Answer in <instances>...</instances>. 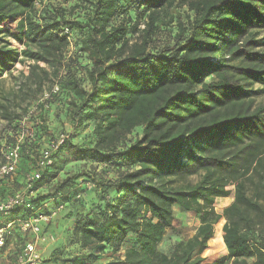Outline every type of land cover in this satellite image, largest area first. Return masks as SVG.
Segmentation results:
<instances>
[{
    "label": "trees",
    "instance_id": "trees-1",
    "mask_svg": "<svg viewBox=\"0 0 264 264\" xmlns=\"http://www.w3.org/2000/svg\"><path fill=\"white\" fill-rule=\"evenodd\" d=\"M61 1L0 0V161L16 146L19 156L0 200L40 171L32 209L0 214V228L14 224L9 236L25 245L17 221L62 205L82 252L54 250L41 264H94L123 246L120 264H264V0ZM16 65L26 73L14 77ZM66 127H89L90 142ZM68 163L91 170L60 178ZM233 185V203L215 213ZM172 207L199 227L166 254ZM221 219L227 254L206 262Z\"/></svg>",
    "mask_w": 264,
    "mask_h": 264
},
{
    "label": "rangeland",
    "instance_id": "rangeland-1",
    "mask_svg": "<svg viewBox=\"0 0 264 264\" xmlns=\"http://www.w3.org/2000/svg\"><path fill=\"white\" fill-rule=\"evenodd\" d=\"M44 5L47 4H63L64 6H68L69 3H64L61 0H43ZM180 16L183 18L187 14L186 9L182 8L178 10ZM184 19V18H183ZM174 24L171 25L170 31L165 32L162 35H159L157 45H161L165 41H170L172 36L174 35L175 31ZM72 40V39H71ZM22 71L26 73L27 69L23 65H16L15 71L13 72V76H17V72ZM5 77V76H4ZM6 86V85H5ZM256 89V86H255ZM259 90V87L257 88ZM255 103H264V93L255 96ZM54 122H57V119H54ZM2 125H0L1 128ZM67 131H70L71 135L77 137L78 141L89 143L90 139V132L89 127L81 130V132L76 135L73 133L72 130L68 127ZM60 127H58V130ZM60 134V137H65L64 135ZM68 135V134H67ZM140 137L139 130L133 132L132 135L128 136L126 144L129 145L135 139ZM96 171H99L100 166L95 167ZM91 170L89 164L84 163H68L62 173L60 174L61 177H65L67 174L79 173V172H89ZM97 173V172H96ZM116 173L108 172L106 174V178L108 179H115ZM187 181L194 184L197 181L196 177L187 178ZM176 185H180V183H176ZM16 188V187H15ZM230 191V196L228 198H219L216 199L214 202V211L217 214H221L224 209L229 207L233 201L236 192V185L230 186L227 188ZM40 191H45L44 189H40ZM51 214L45 215L46 219L42 222L41 226V244H40V251L42 252V257L44 261L48 260L51 256L52 252L59 251L63 257H71L78 255L82 252L79 248L76 240L72 237V220L67 218L63 212L55 211L52 207ZM172 215H173V222L171 228L163 229V242L159 245V250L163 253L168 254L171 251V246L176 242L186 241L191 239L199 227V219L196 215L192 212H184L183 210L179 209L178 207H172ZM3 223V220H2ZM225 225V220L221 219L219 222L214 226V236L208 242L207 249L202 253V258L206 259V262H214L219 260L222 257L226 256V249L223 244L221 232L223 231V227ZM32 240V236L29 235L25 242H30ZM8 246L6 247L5 251L9 249V254L6 258H0L2 264H7L15 259V256L19 253L21 247L24 245L17 236H8L7 238ZM126 249V246H123L122 252L116 258H110L109 256L101 257L97 262L94 264H120L122 263V253ZM12 255V256H10Z\"/></svg>",
    "mask_w": 264,
    "mask_h": 264
},
{
    "label": "built area",
    "instance_id": "built-area-1",
    "mask_svg": "<svg viewBox=\"0 0 264 264\" xmlns=\"http://www.w3.org/2000/svg\"><path fill=\"white\" fill-rule=\"evenodd\" d=\"M62 143V138L58 144ZM53 148V147H52ZM2 161H0V178L10 177L18 163V147H14L7 151H2ZM50 164L49 153L45 151L38 162V169H43ZM40 179V171L36 170L25 179V185L12 195L0 200V214H9L12 210L17 208L32 209L31 199L34 197V192H31V185ZM42 207H46L43 205ZM63 206L60 205L57 211H61ZM46 217L32 213L24 220L17 221V228L22 234L32 236V240L25 244L21 251L15 256V259L7 264H41V226ZM14 224H6L0 228V257L5 251V243L8 236L13 230Z\"/></svg>",
    "mask_w": 264,
    "mask_h": 264
},
{
    "label": "crops",
    "instance_id": "crops-1",
    "mask_svg": "<svg viewBox=\"0 0 264 264\" xmlns=\"http://www.w3.org/2000/svg\"><path fill=\"white\" fill-rule=\"evenodd\" d=\"M41 252V251H40ZM8 254H9V249H7L6 251H4V253L2 254V256L0 257L1 259L2 258H6V256H8ZM41 255H42V252H41ZM10 256H12V255H10ZM1 259H0V261H1ZM0 264H2L1 262H0Z\"/></svg>",
    "mask_w": 264,
    "mask_h": 264
}]
</instances>
